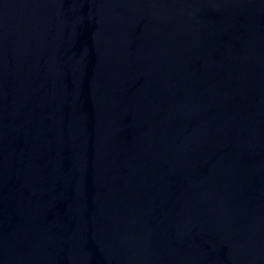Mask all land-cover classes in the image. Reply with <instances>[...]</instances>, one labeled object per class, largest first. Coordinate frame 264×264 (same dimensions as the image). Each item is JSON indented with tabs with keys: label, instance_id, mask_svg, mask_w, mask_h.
<instances>
[{
	"label": "water",
	"instance_id": "obj_1",
	"mask_svg": "<svg viewBox=\"0 0 264 264\" xmlns=\"http://www.w3.org/2000/svg\"><path fill=\"white\" fill-rule=\"evenodd\" d=\"M0 264H264V0H0Z\"/></svg>",
	"mask_w": 264,
	"mask_h": 264
}]
</instances>
